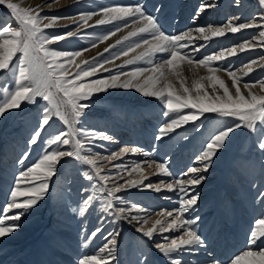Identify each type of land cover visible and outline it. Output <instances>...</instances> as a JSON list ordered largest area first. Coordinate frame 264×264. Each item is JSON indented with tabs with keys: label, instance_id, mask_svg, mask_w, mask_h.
I'll return each mask as SVG.
<instances>
[{
	"label": "snow or ice",
	"instance_id": "snow-or-ice-1",
	"mask_svg": "<svg viewBox=\"0 0 264 264\" xmlns=\"http://www.w3.org/2000/svg\"><path fill=\"white\" fill-rule=\"evenodd\" d=\"M56 2L57 0H50L47 6L51 7V4ZM235 3L239 6V0H235ZM257 3L264 10V0H257ZM0 6L10 10L15 22L0 27V73L11 72L14 77L12 87L8 89V95L0 102V118H5L6 113L24 111L28 106L39 107L41 103L44 104V107L40 109L37 127L27 141L29 149L36 146L40 152L32 164L22 167L15 175L8 200L4 208L0 209V243L20 230L22 227L20 221L23 217L32 214L34 210L39 209L41 202L47 201L51 194L53 177L58 178V166L63 168L69 162L66 158H71L88 166L83 170V176L93 183L89 187L82 188L81 192L91 194L83 198L78 206H73L70 197L67 196V193L71 191L70 188L66 192L58 193L56 199L67 211L74 213L81 222L92 206L91 202L96 199L100 203L101 211L111 216L114 223L126 221L133 225L136 232L148 241H152V247L162 254L169 264H182L181 254H197L201 249L211 256L212 253L208 251V242L199 230L201 217L190 215L197 211L200 201V193L196 189L207 179V176L200 173L209 171L214 158L226 148L227 143H230L232 134L240 129L247 130L255 136L257 149L264 152V94L252 91L259 85L261 92H264V80L244 81L242 90L240 86L242 76L237 72L242 71L243 76H248L254 70L253 65L257 61L252 60L244 65L243 68L247 71H243V68L236 70L219 63L228 57L237 55V48L243 51L249 47H255L250 40L237 46L219 49L199 59L185 52L184 49L191 47L193 52L198 53L205 45L193 46L195 39L202 38L204 41H209L213 37L225 36L226 32L235 34L243 29L255 28L260 31L254 34V37H258L261 45H264V12L258 14L259 23L255 15L246 22H239L241 17L234 16L222 26H200L194 30L189 29L173 35L163 30L158 18L148 13L142 3L109 5L95 11L77 13L79 22L76 29L53 36L47 34L45 29L55 27L57 21L61 19H74V17L42 16L38 9L22 8L12 0H0ZM213 6L212 4L202 5L201 10ZM156 11L159 12L160 9L157 8ZM94 16L100 18L95 24H89ZM45 20L48 22L45 23ZM115 21L123 23L103 33L84 32L81 34L78 32L83 26L94 28ZM129 25H136V28L123 40L127 41L131 37H139V39L112 52L111 49L122 44L121 40H117L115 45L104 49L105 53H109L108 56L105 57L101 53L99 57H94L91 61L85 59L79 63L76 62V59L84 52L108 40ZM193 31L199 36L194 37ZM73 36L89 40L90 43L85 48L71 51L49 47V45ZM140 48H144V51L116 65L115 69L105 67L120 59L121 56H128L129 53ZM158 53L167 55L157 57ZM138 61H145L149 66L128 69V65H135ZM180 62L206 68L208 75L200 79L211 83L213 94L210 95L200 81H194L191 87H187L181 80L180 88H175L168 80V76L179 77L181 75ZM73 65L75 72L71 71ZM101 71L108 75H98ZM220 72H224L231 80V87L217 75ZM145 73H151V75L145 77ZM117 89L134 90L144 97H154L162 102L163 116L167 119L157 129L155 136L157 141L163 140L175 133L177 129L190 123L199 131L201 125L196 122L206 113H215L219 117L231 118L235 121L219 129L208 139L196 157L200 166L189 167L180 176H174L164 161L148 162L149 167L155 164L156 170L161 174L172 177L171 181H160V184L169 192L176 193L179 204V207L174 210H161L159 213L162 217H171L170 220L157 219L150 227L146 225L153 213L128 201L126 197L117 195L128 188L139 187L143 184V180L128 179L124 183H119L124 179L123 172L127 169L117 164L113 167L120 171L105 172L99 161L119 159L129 152L143 151L145 157L152 153L137 147L124 146L118 151L102 156L94 151L95 142L112 140L114 137L105 132L76 127L77 124L82 125L81 118L86 115V110L92 107V104L86 101H91L99 94ZM219 90H222V95L215 94ZM185 109L192 111L186 112ZM57 120L63 122L65 127L44 139V133L48 132ZM100 147L103 148V145ZM30 155V151H25L16 163L23 166ZM139 166L140 163L137 162L136 167L128 172L129 177L138 170ZM67 183L70 184L71 180ZM21 184L27 186L22 189ZM144 187L156 192L161 191L160 185L147 184ZM164 198L171 199L168 196ZM255 203L264 207V190L258 192ZM7 221L15 223L9 224L6 223ZM170 231L178 232L179 235L165 236L164 242L155 241L154 234ZM102 232L103 228L98 227L90 233L88 238H95ZM118 235V231L108 233L104 237L106 243L95 253L85 254L78 258L77 264H111V261L116 259L114 253L117 240L115 237ZM247 245V248L231 258L228 264H264V216L254 221ZM174 253L177 255H173ZM135 264H150L149 257L141 253ZM207 264H224V261L213 256Z\"/></svg>",
	"mask_w": 264,
	"mask_h": 264
},
{
	"label": "rangeland",
	"instance_id": "rangeland-1",
	"mask_svg": "<svg viewBox=\"0 0 264 264\" xmlns=\"http://www.w3.org/2000/svg\"><path fill=\"white\" fill-rule=\"evenodd\" d=\"M65 1L67 0H57L56 3L51 4V7H48L47 5L50 3V0H45L41 4L32 8L38 9L42 16L74 17V19L65 18L57 21L55 27L45 29L47 34L54 36L67 32L70 29H76L77 23L79 22V16H77V13L95 11L98 8H103L109 5H126L136 3L144 4L146 11L158 18L163 30L168 26V24L174 28L178 21L185 19V10L190 9L188 12L190 15L188 16L189 18L185 25V27H187L190 21L195 17L196 13L200 12L199 8L202 6L201 2H199L200 4L194 3L191 9L188 6L192 3V0H132L133 3L129 0H74L69 4H66L64 9L61 11H54L53 6L55 4L59 2L64 3ZM236 7L238 8L236 9ZM157 8L160 9L159 12L156 11ZM225 8L226 9H214L216 14L213 15L212 12L208 15V18L212 19L217 17L220 19L224 17L222 18V22L219 24V26H222L234 16L241 17L239 22H246L250 21L254 15L259 17L258 14L264 12V10L259 7L257 0H239V6H237L235 0H233ZM218 14L220 15L216 16ZM66 20L69 21V24H61L62 21ZM257 21H259V19H257ZM44 22L47 23L48 21L45 20ZM14 23V18L10 14V10L6 9L4 6H0V27L5 24ZM95 23L96 22H90L89 24ZM120 23L123 22L115 21L110 24L98 25L94 28L83 26L79 28L78 32L81 34L84 32L103 33ZM187 30H189V28H182L178 33H182ZM259 31L260 29L258 28L245 29L235 34L228 33L221 39L214 41V43L208 44L205 42V47L202 51L203 53L196 59H199L209 53H214L219 49L230 48L245 41H249L254 38V34ZM125 36L127 35H124L121 39H119L122 41V44L117 45L114 49H111L112 52H115L117 49L127 46L132 43V41L139 39V37H131L129 40L125 41L123 40ZM103 42H100L96 45V47H93L94 50L99 48ZM89 43V40L79 39L76 36H73L68 37L63 41H59L58 43L49 45V47L71 51L79 48H85ZM115 44L116 42H114L113 45ZM196 44H198V46L203 45L200 42ZM93 48L90 49L93 50ZM90 49L83 54L91 52L92 50ZM247 49L248 50L245 49L240 51V49L238 50L237 48V55L228 57L225 61L219 62L236 70H240L250 61L256 60V65H259L258 68L251 72L248 76H242V84L244 81L264 80V67H260L262 62L259 61L260 58L264 57V49H259L258 51L252 48ZM190 50L192 49L187 48L184 51L188 52ZM141 52L136 51L134 55L133 52H131L128 56H121L120 61L114 62V65L107 64L109 66L108 68L115 69L116 65L122 64L126 60L134 58ZM101 53H103L105 57L109 55V53H105L103 50L88 60L91 61L94 57H99ZM180 64L182 66L184 65V62H181ZM137 66L148 67L149 65L145 61H138L135 65H128V69H132ZM180 72L181 75L179 77H175L173 75L168 76V80L175 88H180L181 80L184 81L185 86L187 87H191L194 81H200L204 85L205 90L210 95L213 94L211 83L207 80L200 79L201 77H206L208 75L207 70H195L194 68L186 66V68ZM240 72L241 71H238V73ZM223 73L224 72H220L217 75L225 80L222 76ZM98 75L107 76L108 73L101 71ZM13 80L14 77L11 72L0 73V102H2V99L8 95V89L12 87ZM226 84L228 83L226 82ZM228 86L231 87L230 85ZM215 94L222 95V90L217 91ZM86 102L91 103L92 107L87 109L86 115L81 118L82 125L77 124L76 127L101 131L104 129V126H109V129L106 128L105 131L114 137L112 140L95 142L96 147L94 151L99 152L102 156L110 153L113 148H115L114 150L121 149L122 145L120 143L115 145L113 144L114 141L119 140L121 142L123 140L126 143L123 145L129 146L128 141L124 140V136L126 134V136L129 137L127 129L125 128H128L129 126L123 118L125 115L121 116L119 113H124L126 109H130V112H142L145 108H156V111H159L156 114H158L160 119H163L164 109L161 107L163 106L161 104L162 102L154 97H144L134 90H110L107 93L94 96L91 101ZM43 107V103H41L39 107L28 106V108L24 111L6 113L5 118H0V209L4 208L5 203L8 200L9 190L13 185L15 175L22 167H27L32 164L38 157L40 149L36 146H32V148L29 149L27 141L29 140L33 130L37 127L40 117V109ZM185 111L189 112L192 110L185 109ZM117 115L121 116V118H116ZM148 121H153V117L149 116ZM234 122L235 121L231 118H222L217 116L215 113H206L204 117H201V119L196 122L201 125L199 131H197L195 126L190 123L180 129H177V131L173 133L175 134L176 140L173 141V144L169 145V151H175L177 146L182 144L183 149L179 153H176L177 157L175 156L174 159L170 157L171 155L167 156L168 154L166 153L167 155L165 154L166 156H162L160 161L167 162L169 166H172L171 169H174V175L180 176L184 170L193 166L192 162L188 164V161L190 160L189 157H193L190 156V153L194 155L196 159L197 152H193L194 150H197L198 147L203 149L208 139L216 131ZM159 125H162L161 122L158 123V126ZM64 127L63 122L57 120V122L48 129V132L44 133V139H47L50 134L63 129ZM130 134L133 138L140 137L138 134L136 136L134 131H131ZM246 134H249V132L243 129L237 130L234 134H232L230 143H227L226 148L221 150V152L218 153V156L214 158V168H210L206 173H200L201 175L210 176L207 177L200 187H197L196 191L200 193V201L198 203L200 205L197 208V211L190 213V215H197L201 212V210L204 211L207 207L208 211L206 214L202 213L200 215L201 221L199 224V230L201 233L205 232V235H221L223 232H232L235 233L236 236V238L228 236L225 237L222 234L223 237L214 239L213 243L211 241L209 242L210 239H208L207 242H209L210 250L214 252L219 253L221 248L224 250L226 248L227 251H229V249L237 251V235H239L242 231L240 222L244 218L247 220L250 213V210L246 207V205H249L247 201L250 199L249 203L254 206L251 201L252 197L250 193H253L255 190L253 185H255V182L258 179V172L264 171V152L257 149L256 137L252 134ZM155 136L156 135L153 136V141L149 140L145 148L139 147L142 146L143 143L138 145V142L134 141L133 138L132 142L138 145L139 149H143L151 153L156 145ZM189 136L191 138L188 142H185V137L188 139ZM170 142L171 141H169L168 144H170ZM101 145H103V148L100 147ZM131 146L135 145L132 144ZM191 147L194 149L192 152L190 150ZM25 151H30L31 155L29 159L25 161L23 166L18 165L16 161ZM10 153L12 154L11 158L8 157ZM142 154L143 153H138L136 157L131 159H133L134 162L140 161L141 158H145V156L141 157ZM176 158H178L177 162L175 161ZM66 159L69 162L65 164L63 168H59L58 166V178L53 177L51 194L47 198V201L41 202L38 210H34L32 214L23 217L20 221L22 225L20 230L14 233L11 237L5 238L3 243H0V264H77L78 258L85 254L95 253L99 247L104 245L106 243L104 237L107 236L108 233H114L117 231L119 232V235L115 237L117 245L114 253L116 259L111 261V264H135L141 253L146 254L149 257L150 264H165V262L169 264V261L154 247H152V241H148L147 238L142 237L140 233L136 234L133 225H130L126 221L114 223L111 216L104 214L101 211L98 200L94 199L91 202L92 206L83 218V222H81V220L77 218L74 213L67 211L61 203H58L56 199L57 194L66 192L68 188H70L71 191L70 193H67V196L70 197L73 206H78L83 198L91 194L81 192L82 188L89 187L93 183L83 176V170L87 169L88 166L81 164L79 161L72 160L71 158ZM106 161L107 160H104L100 162V164L105 167L107 164ZM175 162L177 164L176 167ZM130 165L131 163L128 164V166ZM126 169H128V171L130 170L128 167ZM104 171L107 172L109 169ZM112 172L115 173L114 171ZM145 177H147V179L144 180L148 181L146 183L143 182L144 185H147L148 182L156 183V181L159 180L160 183L161 181L158 175L151 171L150 175ZM186 178L187 177H185V179ZM69 180H71L70 184L67 183ZM169 180L170 177L167 180L162 181ZM124 181H120L119 183H124ZM210 184L212 186L208 187ZM262 184H264V182ZM26 186L27 185L25 184H21L22 189ZM261 187L262 185L260 184L259 190H261ZM139 188L144 191V186ZM161 188L166 189L164 186ZM262 190H264V187ZM143 191H141V194L144 195L137 196L136 193L139 191H136L135 188H128L126 191H122L117 195H122L126 197L128 201L144 208L146 203L151 204L150 207L158 203L157 198H150L148 196L149 192L152 190H147V193H143ZM164 192L168 193V197H171V199H167L170 201V205H175L178 208L179 204L176 193L168 192L167 189ZM21 199H24V197H21ZM175 202H177V204H174ZM231 203H233L235 207L232 208V206H230ZM164 204L168 205L169 202L166 201ZM158 206L159 207H156L157 210L153 212L151 217L156 215L158 212H161L162 208L160 205ZM208 213H210V216L205 221ZM238 216H240V218H237ZM102 217L103 222L101 223ZM161 219L163 220V217ZM168 219L170 218H167V220ZM6 223L11 224L15 222L7 221ZM98 227H102L103 232L98 234L95 238L89 239L88 237L90 236V233ZM178 235L179 233H175L172 236ZM155 238L156 242H163L164 237L156 236ZM11 255L14 256L10 259L9 256ZM182 255L183 254H181L182 264H193L192 259L188 260L184 255ZM163 259H166V261L163 262ZM207 262L208 261H204L202 264H207ZM198 263L200 264L199 261Z\"/></svg>",
	"mask_w": 264,
	"mask_h": 264
},
{
	"label": "bare ground",
	"instance_id": "bare-ground-1",
	"mask_svg": "<svg viewBox=\"0 0 264 264\" xmlns=\"http://www.w3.org/2000/svg\"><path fill=\"white\" fill-rule=\"evenodd\" d=\"M43 1H45V0H12V2L18 3L22 8H29V9H32L34 6L41 4ZM73 1L74 0H67L64 3L59 2V3L55 4L53 6L54 11H58V10L61 11L62 9H64V7H65L66 4H69V3L73 2ZM129 1L132 2V0H129ZM231 1H233V0H209V1H206V0H192V3L188 6L191 9H192V6L194 5V3H199V2H201L202 5H207V4L210 3V4L214 5V6L213 7H210V8H203V10H201V7H200L199 8L200 12H197L196 13L195 17L190 21V23L188 24L187 27H185V25H186V22H187V20L189 18L188 16L190 15V13H188L190 11V9L189 10L186 9L185 12H184L185 19L184 20L181 19V21H178L177 24H176V26L174 28H172V26H170V24H168V26L164 28V31L166 33H169V34H173L174 35V34H177L179 32V30L182 29V28L183 29L184 28H189V29H193L194 30L195 28L200 27V26L207 27V26L211 25L213 27H218L219 24H220V22H222V20H223L222 18H224V17H222L220 19H218L217 17H214V18L210 19V18H208V15L211 14L212 12H213V15H215L216 12H215L214 9H216V8H218V9H220V8L226 9L225 7H227V5H229ZM237 8L238 7H236V9ZM225 12H226V10H225ZM222 14H223V12H222ZM219 15L220 14H218L216 16H219ZM99 18L100 17H98V16L97 17L94 16L90 20V22L91 23L92 22H96ZM257 19H259V17H257ZM257 22L259 23L260 21H257ZM234 23H236V22H234ZM61 24L67 25V24H69V21H67V20L66 21H62ZM135 28H136V25H129V27L123 28L116 35H114L113 37H110L108 40L104 41L99 48H97L95 50H94V48H93V50L90 49V50H92L91 52H87V53L83 54L81 57H78L76 59V62L79 63L82 60H85V59L88 60L91 57L99 54L105 48L109 47L110 45H113L114 42H116L117 40L121 39L122 36L128 35L131 31L135 30ZM243 30H245V29H243ZM228 33H231V32H226V34H228ZM192 35L194 37H198L199 36V34L196 33V32H194V31H193ZM221 38L222 37H213L209 41H204L202 38L195 39L193 41L194 42L193 43V46H198V44H196L198 42L202 43L203 45L205 44V42L208 43V44L214 43V41H216L218 39H221ZM250 41H251V43L253 45H255V47H249V48H252V49L257 50V51L259 49H264V45H261V42H260V40H259L258 37H254ZM203 48H201L200 52H198V53L197 52H193V50H190L188 52L191 53L193 56H195L197 58L199 55H201L203 53L202 52L203 51ZM188 49H192V48L190 47ZM143 50H144V48H140V49H137L136 51L141 52ZM238 50H239V48H238ZM246 50H248V49H246ZM135 52H133V55H134ZM166 55H167L166 53H158L157 54V57L166 56ZM260 59H259V61H261L262 62V65H264V63H263L264 62V59H262V58H260ZM119 61H120V59L116 60L115 62H119ZM112 64L114 65L115 63H112ZM186 66H189V68H194L195 70H204V69L207 70L206 68L200 67L198 65H195V64L194 65H188L186 62H184V65H182L180 67L179 71L184 70L186 68ZM258 66L259 65H256V64L253 65V69H254L253 71H255L258 68ZM105 67H109V66L106 65ZM71 71L72 72H75L76 71L74 65L72 66ZM243 71H247V69L246 68H243ZM148 75H151V73H145V77L148 76ZM238 75L243 76V72L241 71L240 73H238ZM222 76L225 78L226 82L228 83L227 85H230L231 86V80L227 77V75L225 73H223ZM240 86H241V88L243 90V84L242 83H241ZM252 91H254V92L258 93V94H264V92H261L259 85H257L256 87H254L252 89ZM161 107H163V106H161ZM157 108H158V106H157ZM157 112H159V111H156V108L155 109L145 108L142 112H134V111L133 112H130V109H126L124 111V113H122V112L119 113V115H121V116L122 115H125V116H123V118L125 119L126 123L129 126L128 128L125 127L127 129V133L129 134V137L126 136L127 134L124 136V140L128 141V145L129 146H131L133 144L135 146H131V147H137V148L144 147L145 148L146 145H147V143L149 142V140H152L153 141V136L157 134V129L160 126V125L158 126V123L161 122V124H163V122L167 119L164 116H163V119H160L159 116H158V114H156ZM119 115H117L116 118H121V116H119ZM149 116L153 117V121H148ZM161 118H162V116H161ZM108 124H109V122H108ZM106 128L109 129V126H107V127L104 126V129L101 130V132H105L106 134H109V133H107L105 131ZM131 131H134L136 133V136L138 134V135H140V137H134L133 138V136L130 134ZM132 138H133L134 141H137L138 142V145H140V143L141 144L143 143L144 145L142 144V146H139L138 147V145H136L134 142H132ZM190 138L191 137L189 136V138L186 139L185 142H188ZM168 139H172V140H168ZM174 140H176V139H175V134H173V133L170 134L168 137L164 138L161 141H157L156 140V145H155V148L153 149L155 151L151 152L152 155H150L148 157H145V158H141L140 161H137V162L140 163V166H139L138 170L136 172H133L130 177L128 175V172H131L132 168L136 167V165H137V162H134L133 159H131V158L136 157V155L138 153H140V154L143 153V151H138L136 153L129 152V153L123 155L122 157H120L119 159H112L111 161H108L107 160L106 161L107 164H106L105 167H103V169L104 170L109 169L111 171L117 172V171H120V170L114 168L113 165L119 164V165H122L124 168H127L128 167L130 170L128 171V169H127V171L123 172V176H125V177H124L123 180H120V181H124L126 179H132V180H136V181L143 180V182L146 183L148 180H144V177L150 175V171L151 172H154L156 175H158V177H159V179L161 181L162 180H167L170 176H165V175L161 174L158 170H156L155 164H152V166L149 167L148 166V162L153 161V160H155L156 162H160L161 157L164 156L166 153L168 154V155L166 154L167 156L171 155L170 157L174 159V157L177 155L176 153H179L183 149V144H182V145L177 146V149L175 151H172V152L169 151L170 150L169 149V145L173 144V141ZM169 141H171L170 144H168ZM119 143L122 145L121 148L125 146L123 144H126L125 141H123V140L121 142L119 140L113 142V144H115V145H118ZM114 149L115 148L111 149V152H113ZM190 150L192 152V150H194V149H192V147H191ZM201 150H202L201 147L200 148L198 147L197 150H194L193 152H197V155L196 156H198L199 153L201 152ZM114 151H118V150H114ZM11 156H12V154L10 153L8 157L11 158ZM143 156L144 155L142 154L141 157H143ZM190 156H193V157H189L190 160L188 161V164H190L192 162L193 163V166H200L199 162H197V160L195 159V156L192 155L191 153H190ZM178 157H180V156H178ZM171 158H169V159H171ZM177 160H178V158H176L175 161L177 162ZM102 161H104V160L101 159L99 161V163L102 162ZM176 162H175V167L177 165ZM185 162H186V160H185ZM129 163H131L130 166H128ZM166 164L170 168L171 172L174 174V169H171L172 166H169V164L167 162H166ZM214 165H215V162H213L211 169L214 168ZM210 171H212V170H210ZM258 173H259L258 176H257L258 179L255 182V187H253L255 190L253 191V193H250L251 194V197H252L251 201L253 202V205L254 206H252L249 203L250 202V199H249L247 201L249 205H246V207H247L248 210H250V213H249V217H248L247 220H245V218L244 219L242 218L243 220H241V222H240V226L242 228V231L240 232L239 235H237L238 236V248H237V251H234L233 249H229V251H227L226 248H225V250L221 248L220 251H219V253H218V252L211 251L210 250V245H209V242L210 241L213 243L214 239L223 237L222 234L225 237L228 236V237H234V238H236L235 233H232V232H223L221 235H218V234H215V235H205V232H202L201 234L205 237L206 240L210 239L209 242H208V245H209L208 251L211 252L212 255L211 256L210 255H207L205 253V251L203 249H201L200 252L197 253V254H183L186 259H188V260L189 259H192V263L193 264H199L198 261L200 262V264H202L204 261H208V260L212 259L213 256H214L216 258H219V259L223 260L224 261V264H228V262L230 261L231 258H233L237 254L242 253L247 248V246H248L247 245V239H248L250 230L254 227V221L256 219L260 218L261 216H264V207H261V205L255 203V198H256L258 192L260 191L259 190L260 184L262 185L261 190L264 187V184H262L264 182V171H259ZM126 175H128V176H126ZM206 176L208 177L210 175H206ZM171 180H172V177H170V180L169 181H171ZM144 183L141 184L139 187H143L144 186ZM223 183H224V181H223ZM148 184L160 185V187L163 186L162 184L159 183V180H157L156 183L148 182ZM211 184L208 187H211L212 186ZM139 187H136L135 188L136 191H139V192L136 193V195L137 196H142V195H144V194H141V191H143V190L141 188H139ZM199 187H200V185H199ZM129 189H133V188H129ZM147 190H152V189L144 187L143 193H147ZM165 190L166 189L161 188V191L160 192H156V191H153V190L150 191L149 194H148V196L150 198H157L158 203L155 204L152 207H150L151 204H149V203L147 204L146 203L145 204V209H147L149 212L153 213L155 210H157L156 207H159L158 205H160V207L162 208V210H174L175 208H177L175 205H170L171 204L170 201H168L167 199L164 198L166 195L169 196L168 193H165L164 192ZM172 193H170V194H172ZM170 196H172V195H170ZM247 196H249V195H247ZM172 199H174V198H172ZM166 201L169 202L168 205H165L164 204V202H166ZM174 204H177V202H175ZM199 205L200 204H198V207H199ZM230 206H232V208L235 207L233 203H231ZM207 211H208V209L206 207V209L204 211L201 210V212L198 213L197 215L200 216L202 213H205L206 214ZM221 212H223V211H221ZM159 213L160 212H158L153 217H151V216L149 217V223H148V225H146V227H150L151 224L154 223L157 219H161L162 218V216H160ZM244 213L246 214L245 211H244ZM174 215H175V213H174ZM209 216H210V213L207 214L205 221L208 219ZM167 218H170L171 219V217H166L165 216V217H163V220L164 219L167 220ZM237 218H240V216H238ZM170 219H168V220H170ZM175 233H178V232L170 231V232H167V233L154 234V239H156L155 238L156 236H158V237L159 236L160 237L172 236ZM136 234H138V232H136ZM253 247H255V246H253ZM173 255H177V254L174 253ZM165 261H166V259H163V262H165ZM165 264H168V263L165 262Z\"/></svg>",
	"mask_w": 264,
	"mask_h": 264
},
{
	"label": "trees",
	"instance_id": "trees-1",
	"mask_svg": "<svg viewBox=\"0 0 264 264\" xmlns=\"http://www.w3.org/2000/svg\"><path fill=\"white\" fill-rule=\"evenodd\" d=\"M250 134V133H249ZM249 134H246V135H249ZM251 135V134H250Z\"/></svg>",
	"mask_w": 264,
	"mask_h": 264
}]
</instances>
